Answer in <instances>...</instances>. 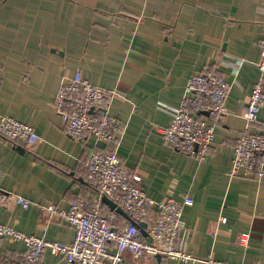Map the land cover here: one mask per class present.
<instances>
[{"label":"crops","instance_id":"obj_1","mask_svg":"<svg viewBox=\"0 0 264 264\" xmlns=\"http://www.w3.org/2000/svg\"><path fill=\"white\" fill-rule=\"evenodd\" d=\"M263 32L264 0H0V113L39 134L29 148L0 133V187L29 201L28 207L11 197L0 201V221L69 244L74 229L54 214L49 221L45 206L69 208L76 196L98 199L85 161L104 144L69 135L55 111L59 89L81 69L95 84L119 92L110 107L124 124L117 149L127 168L142 175L148 196L194 199L184 209L181 247L197 259L163 257L162 264H201L198 259L210 255L264 264V176L229 174L260 76ZM207 67L225 77L229 94L214 145L201 158L172 147L162 131L190 76ZM259 116L250 130L261 131L264 108ZM157 214L154 208L150 216ZM130 222L124 215L117 225ZM241 233L249 235L245 243ZM25 248L2 237L0 264H19L3 255ZM43 257L48 264H71L52 248ZM146 264L160 263L151 257Z\"/></svg>","mask_w":264,"mask_h":264},{"label":"built area","instance_id":"obj_2","mask_svg":"<svg viewBox=\"0 0 264 264\" xmlns=\"http://www.w3.org/2000/svg\"><path fill=\"white\" fill-rule=\"evenodd\" d=\"M260 45V76L248 103L246 127L234 146L231 177L255 175L261 179L264 176V122L261 131L250 130L251 124L260 121L259 115L264 108V32ZM228 94L229 82L214 68L194 72L174 118L162 131L165 141L188 155L204 158L213 147L217 125L227 112ZM118 95L116 89L95 84L81 69L61 86L55 97V111L63 118L65 131L75 138L94 137L104 144L93 148L85 161L87 179L98 199L76 196L69 208H60L54 203L45 206L49 221L54 214L56 219L74 229V239L69 244L44 235L24 233L0 221V241L9 236L26 245L24 251L14 256L6 253L3 259L11 258L19 264H48L43 257L48 248L61 253L71 264H146L157 254L184 263L197 259L181 247L183 213L186 206L194 203L193 197L186 196L182 201L171 197L154 201L145 191L142 175L131 172L118 152L124 124L110 111ZM0 133L29 148L39 139L32 125L3 113H0ZM104 196L110 197L133 217L126 227L117 225L120 214L105 208ZM9 197L24 207L29 206L27 199L0 187V201ZM154 208L158 214L150 216ZM140 220L147 221L146 230L151 240L138 226ZM225 221L226 218L221 217L220 222ZM248 236L241 233L239 242L245 243ZM198 260L201 264H236L212 255Z\"/></svg>","mask_w":264,"mask_h":264},{"label":"water","instance_id":"obj_3","mask_svg":"<svg viewBox=\"0 0 264 264\" xmlns=\"http://www.w3.org/2000/svg\"><path fill=\"white\" fill-rule=\"evenodd\" d=\"M17 148L20 149V150H24L25 149V147L22 146V145H18ZM103 200L108 206H110V208L112 210H116L117 212L129 217L130 220L132 221V218H131L130 214L123 207H121L114 200H112L110 197L104 196ZM138 226L140 227L142 233L148 238V240H151L152 237L149 236L148 231L146 230L147 221L146 220H140L138 222ZM156 257L158 258L159 263L162 264V259H163L162 254H157Z\"/></svg>","mask_w":264,"mask_h":264},{"label":"trees","instance_id":"obj_4","mask_svg":"<svg viewBox=\"0 0 264 264\" xmlns=\"http://www.w3.org/2000/svg\"><path fill=\"white\" fill-rule=\"evenodd\" d=\"M120 214V217H123L124 218V215L123 214H121V213H119ZM131 216V215H130ZM131 218H133L132 216H131Z\"/></svg>","mask_w":264,"mask_h":264}]
</instances>
